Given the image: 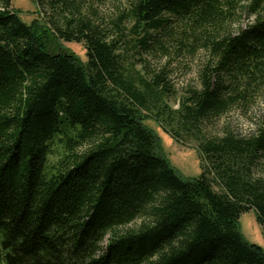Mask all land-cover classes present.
Listing matches in <instances>:
<instances>
[{
    "label": "trees",
    "instance_id": "trees-1",
    "mask_svg": "<svg viewBox=\"0 0 264 264\" xmlns=\"http://www.w3.org/2000/svg\"><path fill=\"white\" fill-rule=\"evenodd\" d=\"M33 1L42 24L0 0V264H264L239 229L253 210L264 236V119L203 130L264 81V0H120L108 21L106 0ZM132 42L208 55L177 110L165 71L125 64ZM142 111L197 143L199 177L170 165Z\"/></svg>",
    "mask_w": 264,
    "mask_h": 264
},
{
    "label": "rangeland",
    "instance_id": "rangeland-1",
    "mask_svg": "<svg viewBox=\"0 0 264 264\" xmlns=\"http://www.w3.org/2000/svg\"><path fill=\"white\" fill-rule=\"evenodd\" d=\"M10 2L12 9L26 25H30L34 20L40 24L43 23L39 9L33 0H10ZM120 4V0H106L105 4L98 6V12L107 17L106 20L108 21L113 16L114 7ZM252 19V17L248 18L242 15L240 24L244 26ZM133 43L122 46L119 50L124 53L125 64H128L131 71L146 77H151L152 73L158 74L165 71V78L171 92L167 94L163 103L172 110H177L186 90L197 88L198 71L208 55L201 48H198L194 53H189L177 43L166 44L168 48L166 52L160 48L140 51L136 46H133ZM52 49L56 52H70L82 63L86 62V51L83 43H68L58 40L53 43ZM252 88L254 90L251 91L250 89L246 100L237 101L226 114L204 124V132L208 136H217L228 129L239 136L253 134L264 119V81L258 85H253ZM142 114L151 116V118L148 116L143 124L159 138L162 153L170 165L177 170L183 179L199 177L201 168L199 153L196 149L197 143L189 138V140L176 142L157 121L153 120V112L142 111ZM50 159L55 161L56 157L52 156ZM256 175L264 176V167ZM239 229L247 242L264 249V236L253 210L240 215Z\"/></svg>",
    "mask_w": 264,
    "mask_h": 264
}]
</instances>
